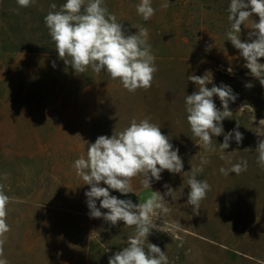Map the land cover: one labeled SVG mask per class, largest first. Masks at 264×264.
Wrapping results in <instances>:
<instances>
[{"label": "rangeland", "instance_id": "obj_1", "mask_svg": "<svg viewBox=\"0 0 264 264\" xmlns=\"http://www.w3.org/2000/svg\"><path fill=\"white\" fill-rule=\"evenodd\" d=\"M64 2L35 0L21 8L16 0H0V185L10 197V231L0 258L8 264H108L134 229L90 217L89 186L73 163L86 157L98 136L110 137L133 118L150 117L179 148L182 172L165 170L152 189H144L137 176L132 193L110 194L141 203L152 190L166 192L165 184L174 190V199L165 197L170 213L153 217L158 230L148 237L166 252L169 264H264V168L255 151L264 139V86L227 40L230 0H152L155 14L148 21L136 12L140 0H104L130 34L137 25L148 29L157 71L151 88L135 93L103 70L77 75L58 58L44 17L53 11L51 4L59 10ZM164 3L169 6L162 8ZM253 19L259 18L241 26L242 41ZM205 73L212 79L208 87L228 85L237 95L222 124L228 133L238 121L244 137L239 144L230 140L225 150L220 148L224 136L213 137L216 151L206 154L185 110L186 95L197 90L188 76ZM248 83L253 86L246 88ZM213 99L222 110L219 98ZM201 155L208 163L197 178L211 190L197 211L187 204V180L191 167L201 166ZM245 160L247 170L239 175L220 172Z\"/></svg>", "mask_w": 264, "mask_h": 264}, {"label": "clouds", "instance_id": "obj_2", "mask_svg": "<svg viewBox=\"0 0 264 264\" xmlns=\"http://www.w3.org/2000/svg\"><path fill=\"white\" fill-rule=\"evenodd\" d=\"M16 2L21 8H27L35 0ZM168 6V3L161 5L162 8ZM50 8L53 11L44 17L45 26L55 44L58 58L70 66L75 74H83L89 68L96 74L103 70L112 80H119L130 93L151 88L157 67L156 56L148 43L146 27L137 25L138 31L130 34L123 23L117 21L116 15L108 11L104 0H65L59 10H56L55 3ZM227 11L230 22L227 40L239 50L240 57L245 61L244 67L250 75L264 86V63L260 62L264 58V0H230ZM136 12L144 21H148L155 14L152 0H140ZM254 16L259 18L258 22L252 20L248 38L242 41L241 26ZM52 66H56L54 61ZM228 71L231 72V68ZM188 80L196 85L197 90L185 97L186 119L205 154L216 151L213 137L224 136L220 143L221 150L229 148V141L233 138L239 144L244 138L238 131L239 122L228 133L224 132L222 124L232 115L229 103L237 99L231 87L224 84L208 87L212 79L209 80L206 73L202 76L189 75ZM252 86L251 83L245 85L246 88ZM213 97L219 98L222 110L217 108ZM255 151L258 153L257 164L264 168V139L258 141ZM207 163L206 155H201V166H192L191 176L187 180L190 188L187 204L197 211L211 190L206 180L197 178ZM183 167L179 148L162 133L159 125L151 122L150 117L139 121L133 118L129 126L118 133L113 132L110 137L98 136L94 143L88 144L86 157L81 156L74 161L76 175L89 186L85 196L90 217L103 218L112 226L123 221L124 225L134 229L128 235L127 246L111 255L108 264H169L166 252L148 242V237L153 229L158 230L153 217L170 213L165 197L174 199V190L165 184L166 192L161 194L152 190L141 203L120 199L111 195L110 190L125 196L132 193L134 189L131 181L137 176L143 177L140 184L144 189H152L151 182L159 181L162 172L167 170L178 174ZM246 170L245 160L233 164L230 169L222 167L220 172L224 175L229 172L239 175ZM101 182L106 187H102ZM9 202L10 197L5 194L3 185H0V257H3V237L10 231L6 222ZM101 209L107 211L102 212ZM0 264H8L7 259L0 258Z\"/></svg>", "mask_w": 264, "mask_h": 264}]
</instances>
